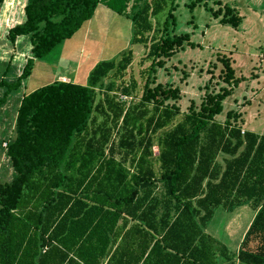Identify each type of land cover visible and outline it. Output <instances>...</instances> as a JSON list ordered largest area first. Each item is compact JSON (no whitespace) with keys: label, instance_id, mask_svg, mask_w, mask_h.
Instances as JSON below:
<instances>
[{"label":"trees","instance_id":"trees-1","mask_svg":"<svg viewBox=\"0 0 264 264\" xmlns=\"http://www.w3.org/2000/svg\"><path fill=\"white\" fill-rule=\"evenodd\" d=\"M129 1L23 0L19 15L3 19L0 34L12 45L28 36L30 47L16 78H0V106L99 3L130 18L129 44L145 53L139 78L128 48L96 62L86 85L55 80L21 97L6 147L15 174L0 183V264H264V134L241 129L230 111L215 118L242 78L218 57L226 86L176 120L179 107L165 101L179 99V89L151 83L163 58L194 44L187 33H168L176 0H132L127 13ZM210 12L232 28L242 19L226 3ZM245 202L255 214L232 251L205 229L218 206ZM135 229L142 236L134 241Z\"/></svg>","mask_w":264,"mask_h":264},{"label":"rangeland","instance_id":"rangeland-1","mask_svg":"<svg viewBox=\"0 0 264 264\" xmlns=\"http://www.w3.org/2000/svg\"><path fill=\"white\" fill-rule=\"evenodd\" d=\"M189 1L176 0L173 10L175 22L169 26L168 33H187L194 46L184 42L169 58H163L164 65L156 68L151 86L161 83L165 87L179 89V99L170 98L165 101L179 107L178 120L191 102L197 109L206 93L217 92L226 86L220 76L221 63L218 57L228 56L232 60L235 76L242 80L222 101V111L215 118L223 122L230 111L231 120L237 122L241 129L264 134V0H220L221 5L215 4L213 0H204L193 9L187 6ZM22 3L23 0H3L0 4V26H3V30L7 28L3 19L7 21L13 19L14 14L19 15ZM131 3L132 0L128 3L127 13L130 12ZM224 3L235 8L241 15L237 28L219 23L221 13L217 18L211 15V9L217 12L219 8L223 9ZM160 17L163 18V14ZM130 37V18L99 3L92 18L70 38L62 40L48 54L36 59L24 85L9 94L0 106V183L11 180L15 174L3 143L14 137L15 115L20 97L52 82L60 75L86 85L88 73L96 61L112 58L128 48L134 51L131 69L139 78L140 66L137 60L145 51L141 45H130ZM22 38L24 42L12 45L3 33L0 34V78L14 80V71L22 66V54L27 49L25 44L28 37ZM7 65L9 68L5 71ZM108 81L109 78L103 79L104 84ZM127 100L134 102L138 98ZM153 150L156 151L155 146ZM224 157L228 155L220 153L217 160L223 163ZM156 186L154 192L161 194V184L157 183ZM253 211L249 202L231 211L218 206L208 223L207 231L233 251Z\"/></svg>","mask_w":264,"mask_h":264},{"label":"crops","instance_id":"crops-1","mask_svg":"<svg viewBox=\"0 0 264 264\" xmlns=\"http://www.w3.org/2000/svg\"><path fill=\"white\" fill-rule=\"evenodd\" d=\"M98 6V5H97ZM97 8V7H96ZM96 10V9H95ZM94 13H95V11H94ZM94 13H93V15H94ZM92 15V16H93ZM92 18V17H91ZM90 18V19H91ZM89 19V20H90ZM88 20V21H89ZM28 37V36H27ZM24 38H22V37H19L18 39H17V41H16V43L15 44H18V43H20V42H24L25 40H23ZM27 43L25 44V46H27V49L30 47V43H29V38H27ZM27 49H25V50H27ZM25 50H24V55H25ZM24 55H23V63H24V61H25V58H24ZM134 57H135V55H134ZM36 61V60H35ZM96 62H98V61H96ZM22 63V64H23ZM95 65V64H94ZM93 65V66H94ZM20 70H21V66L20 67H18V69L17 70H15L14 71V74L17 76L18 74H19V72H20ZM16 76H15V78H16ZM30 76V75H29ZM28 76V77H29ZM27 77V78H28ZM15 78H13V79H15ZM27 78H25V79H23L22 80V82H21V84H20V86L16 89V90H14V91H12L11 93H14V92H16L19 88H21V86H23L24 85V81L27 79ZM55 80H58V81H71L70 80V78L68 77V76H65V75H60V76H58V77H56V79ZM55 80H53V81H55ZM8 81H12V80H8ZM52 81V82H53ZM71 82H75V83H77L76 81H71ZM51 83V82H50ZM10 93V94H11ZM25 94H27V93H25ZM24 94V95H25ZM22 97V96H21ZM21 97H20V100H21ZM20 100L18 101V103H17V107H18V105H19V103H20ZM15 117H16V115H15ZM251 131V130H250ZM253 132H256V131H253ZM256 133H258V132H256ZM258 134H261V133H258ZM254 214H255V210L253 211V213L251 214V216H250V218H249V220L247 221V223H246V225H245V227H244V230H243V232H242V234H241V236H240V238L238 239V241H237V243H236V245H235V249L233 250V251H237V249H238V247H239V244H240V242H241V239H242V237H243V235H244V233H245V231H246V229L248 228V226H249V224H250V222H251V220H252V218H253V216H254ZM121 222H122V220L120 219V220H118L117 221V223H116V227H118V226H120V224H121ZM133 223H134V221H132V220H128V222H127V226L126 227H129L130 225H133ZM159 225H157V229H158V234H157V237H160L161 236V234L163 233V231L162 230H160L159 229ZM205 232L206 233H208V234H210L208 231H207V228L205 229ZM151 233L152 234H154V232L153 231H151ZM211 235V234H210ZM142 235L140 234V232L139 231H137L136 229L135 230H133V231H131V233L129 234V237L132 239V240H136V239H139L140 237H141ZM212 237H214L213 235H211ZM215 238V237H214ZM216 239V238H215ZM120 240V237H118V241ZM228 248V247H227ZM229 249V248H228ZM106 259H107V257H105V259H104V262L106 261ZM117 262H119V261H117ZM215 262H216V255H215Z\"/></svg>","mask_w":264,"mask_h":264},{"label":"built area","instance_id":"built-area-1","mask_svg":"<svg viewBox=\"0 0 264 264\" xmlns=\"http://www.w3.org/2000/svg\"><path fill=\"white\" fill-rule=\"evenodd\" d=\"M121 99H126V97L125 96H121ZM3 146H4V148L6 149V147H7V142H4L3 143ZM153 149H154V147H153ZM154 151V150H153ZM156 151H157V148H156ZM156 151H154V152H156Z\"/></svg>","mask_w":264,"mask_h":264}]
</instances>
